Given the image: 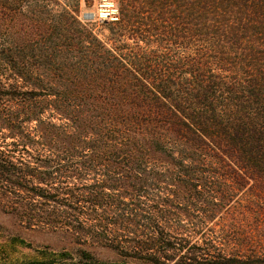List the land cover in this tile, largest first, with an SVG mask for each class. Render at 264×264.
I'll use <instances>...</instances> for the list:
<instances>
[{
    "label": "trees",
    "instance_id": "trees-1",
    "mask_svg": "<svg viewBox=\"0 0 264 264\" xmlns=\"http://www.w3.org/2000/svg\"><path fill=\"white\" fill-rule=\"evenodd\" d=\"M113 1L106 36L33 10L0 50L32 100L0 198L76 247L21 264H264V0Z\"/></svg>",
    "mask_w": 264,
    "mask_h": 264
},
{
    "label": "rangeland",
    "instance_id": "rangeland-1",
    "mask_svg": "<svg viewBox=\"0 0 264 264\" xmlns=\"http://www.w3.org/2000/svg\"><path fill=\"white\" fill-rule=\"evenodd\" d=\"M104 0H0V50L23 45V33L32 41V11H43L41 17L48 18L53 13L62 10L76 11L78 19L91 22L94 32L103 37L107 35L103 21H113L116 15V4L107 10H113L109 15L100 16V4ZM84 14H93L91 20H85ZM15 62L22 61L25 65L32 64L30 56L21 59L14 57ZM28 81L14 77L11 70H4L0 76V145L19 144L21 136L32 131V100ZM25 98V99H24ZM22 133V135H21ZM10 197L0 198V264H21L23 262L40 260L43 255L72 251L76 247L71 243L70 236L61 231H48L27 228L5 207ZM252 222V221H250ZM95 257L100 261L115 259L108 250L98 247L91 248Z\"/></svg>",
    "mask_w": 264,
    "mask_h": 264
},
{
    "label": "water",
    "instance_id": "water-1",
    "mask_svg": "<svg viewBox=\"0 0 264 264\" xmlns=\"http://www.w3.org/2000/svg\"><path fill=\"white\" fill-rule=\"evenodd\" d=\"M108 6H112V4L106 0H104L102 4H100V12H99L100 16L109 15L108 13H113V10H110V11L107 10ZM83 18L85 20H91L93 18V14H84Z\"/></svg>",
    "mask_w": 264,
    "mask_h": 264
},
{
    "label": "bare ground",
    "instance_id": "bare-ground-1",
    "mask_svg": "<svg viewBox=\"0 0 264 264\" xmlns=\"http://www.w3.org/2000/svg\"><path fill=\"white\" fill-rule=\"evenodd\" d=\"M109 7H110V6H108V8H109ZM103 16H105V15H102V17H103Z\"/></svg>",
    "mask_w": 264,
    "mask_h": 264
}]
</instances>
